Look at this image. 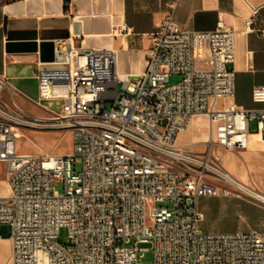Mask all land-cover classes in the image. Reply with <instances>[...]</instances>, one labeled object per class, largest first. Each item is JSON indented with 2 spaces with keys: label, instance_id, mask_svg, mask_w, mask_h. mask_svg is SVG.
Masks as SVG:
<instances>
[{
  "label": "built area",
  "instance_id": "built-area-1",
  "mask_svg": "<svg viewBox=\"0 0 264 264\" xmlns=\"http://www.w3.org/2000/svg\"><path fill=\"white\" fill-rule=\"evenodd\" d=\"M177 3L152 34L140 73H119L114 48L77 46L74 36L56 42L60 67L40 68L31 100L43 114L25 110L0 75V162L10 185L0 224L10 228L11 264H264V233H204L198 207L208 196L264 204L260 189L212 156L215 147L247 148L253 121L264 134V108L225 101L236 94L234 29L220 19L189 30L174 17ZM130 32L127 24L115 30ZM173 74L182 79L170 83ZM252 97L264 103V84ZM199 115L211 124L205 152L177 141ZM25 128L71 131L72 150L20 153Z\"/></svg>",
  "mask_w": 264,
  "mask_h": 264
},
{
  "label": "crops",
  "instance_id": "crops-1",
  "mask_svg": "<svg viewBox=\"0 0 264 264\" xmlns=\"http://www.w3.org/2000/svg\"><path fill=\"white\" fill-rule=\"evenodd\" d=\"M173 0H0V75L21 92L17 101L27 111L39 108L31 100L39 98L37 75L40 68H58L62 56L43 62L37 52H9V42L55 41L74 36L77 46L114 48L118 51L121 74L146 70L152 34L170 10ZM175 19L189 30L214 29L220 19L235 31L236 57L229 67L236 72L233 100L245 108H264L253 101V90L264 84V0H178ZM254 18L253 30L246 21ZM127 24L131 32L116 34ZM9 98V94L5 93ZM59 104V103H57ZM212 140L207 115L196 116L178 136V143L205 152ZM220 166L236 179L255 185L264 193V134L251 122L248 146L242 150L215 147ZM0 195L10 194L6 165L0 162ZM204 233H264V204L239 196L201 197ZM3 242L2 237L0 243ZM0 253V264H11V240Z\"/></svg>",
  "mask_w": 264,
  "mask_h": 264
},
{
  "label": "rangeland",
  "instance_id": "rangeland-1",
  "mask_svg": "<svg viewBox=\"0 0 264 264\" xmlns=\"http://www.w3.org/2000/svg\"><path fill=\"white\" fill-rule=\"evenodd\" d=\"M182 79V74H173L170 78V83H176ZM31 111L36 114H43L41 108H35L28 106ZM17 147L20 153L24 154H67L71 152L73 147V135L71 131H64L58 129H34L25 128L22 134L17 139ZM214 160L219 164L218 158H216L215 150L212 151ZM220 165V164H219ZM79 169V166L76 167ZM3 176V169H0V177ZM58 189L63 191V186L59 185ZM0 235L3 242L0 243V253L5 255L7 251L6 240L10 236V228L8 224H0ZM59 240L67 244L69 242L67 229H62ZM145 246V245H142ZM153 258L151 251L147 252L140 260L144 263L150 262Z\"/></svg>",
  "mask_w": 264,
  "mask_h": 264
},
{
  "label": "water",
  "instance_id": "water-1",
  "mask_svg": "<svg viewBox=\"0 0 264 264\" xmlns=\"http://www.w3.org/2000/svg\"><path fill=\"white\" fill-rule=\"evenodd\" d=\"M55 41H29V42H9L7 50L9 52H37L43 62H54L58 60Z\"/></svg>",
  "mask_w": 264,
  "mask_h": 264
}]
</instances>
